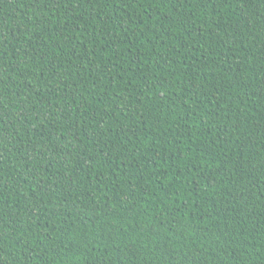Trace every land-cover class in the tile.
I'll return each instance as SVG.
<instances>
[{
	"label": "trees",
	"instance_id": "obj_1",
	"mask_svg": "<svg viewBox=\"0 0 264 264\" xmlns=\"http://www.w3.org/2000/svg\"><path fill=\"white\" fill-rule=\"evenodd\" d=\"M0 264H264V0H0Z\"/></svg>",
	"mask_w": 264,
	"mask_h": 264
}]
</instances>
